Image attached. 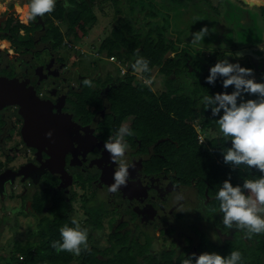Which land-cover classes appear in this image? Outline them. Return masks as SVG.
Segmentation results:
<instances>
[{"label": "flooded vegetation", "instance_id": "obj_1", "mask_svg": "<svg viewBox=\"0 0 264 264\" xmlns=\"http://www.w3.org/2000/svg\"><path fill=\"white\" fill-rule=\"evenodd\" d=\"M27 2L0 0V201L12 199L10 215L36 226L34 231L45 220V234L53 230L59 237V229L76 219L87 229V243L100 252L134 243L143 255H165L174 263L177 257L206 252L199 249L201 241L222 245L243 238L252 246L253 234L222 224L219 204L207 187L201 188L207 182L176 170L175 147L164 143L168 136L154 139L137 129L131 113L118 119L109 92L123 78L108 74L101 80L85 73L92 59L83 63L76 49L87 51L64 32L67 21L53 13L58 9L67 16L86 3L96 15L106 5L126 24L146 18L137 28L146 31L147 22L158 15L151 8L159 10L162 1L56 0L51 13L31 21ZM160 21L152 25L161 28ZM55 31L63 35L58 45ZM96 54L110 62L100 51ZM199 64L193 62V72ZM85 79L91 85L83 84ZM86 89L91 96L82 100ZM122 124L133 133L125 137L130 179L110 192L118 165L103 144Z\"/></svg>", "mask_w": 264, "mask_h": 264}, {"label": "trees", "instance_id": "obj_2", "mask_svg": "<svg viewBox=\"0 0 264 264\" xmlns=\"http://www.w3.org/2000/svg\"><path fill=\"white\" fill-rule=\"evenodd\" d=\"M53 13L54 17L67 21V33L75 40L83 39L96 21V15L90 11L86 3L75 10H70L67 16H62L58 9ZM147 26L146 31H140L131 24L118 20L102 40L98 50L107 56L118 54L120 57L132 59V63L137 56L146 58L150 71L143 75L151 76L152 69L160 67V71L166 77L165 83L169 91L156 96L143 83L133 85L131 83L133 77L126 75L116 83V86L111 87L109 92L117 117L121 119L131 113L135 116L134 123L137 124V129L149 131L154 139L168 136L170 140L166 139L164 143L175 147L176 170L181 174L191 175L200 183L206 181L207 184L201 188L207 187L209 194L213 195L212 201L219 204L215 199V193L225 179L230 178L233 185L242 184L243 179L258 178L260 172L254 166L249 169L244 165L233 168L230 164L224 163L222 151L231 146V140H225L221 135L203 143L198 142V133L192 124L187 123V119L197 117L201 113L204 117L200 122L201 129L218 128L215 123L218 116L213 117L211 108L204 105L200 98L224 90L222 82L219 81V77L214 86L207 84L206 81L202 82L198 85L203 91L199 96L196 95L197 89H200L197 86L186 90L181 83L174 84L173 77L181 74L186 68L187 59L165 58L166 54L177 46L176 41L166 36L167 34L163 32L164 26L159 28L158 25H152L151 21L147 22ZM55 33L58 45L62 42L63 35L58 31ZM212 61L209 66L215 64ZM88 91L86 89L83 93L82 100L90 98L91 94ZM198 105L201 108L200 112H197ZM38 227H40L37 229L38 237L34 240L27 239L13 245V252L6 264H69L74 260L75 256L72 253L52 246L54 241H60L56 231L52 230L45 236V225L39 224ZM253 236L255 237H252V246L246 245L241 238L236 242L227 241L222 245L201 241L199 249L206 252L215 251L221 255L239 250L243 264H264V233H253ZM87 245L86 249L82 246L80 254L76 256L78 264H178L184 260L177 257L174 263L172 258L165 255L160 258L153 254L143 255L144 253L134 243L122 248H116L114 245L113 250L107 248L106 252L94 249L89 243Z\"/></svg>", "mask_w": 264, "mask_h": 264}, {"label": "rangeland", "instance_id": "obj_3", "mask_svg": "<svg viewBox=\"0 0 264 264\" xmlns=\"http://www.w3.org/2000/svg\"><path fill=\"white\" fill-rule=\"evenodd\" d=\"M161 1L162 4L161 7L159 5V10L154 7L151 8L152 11L158 12L157 17L151 19L152 23L155 20L158 23V20L161 19L160 24L164 26L163 31L167 30L168 27V32L169 30L174 32L172 34L166 33V36L168 38L173 37V39L178 38L177 43L182 44L184 42L186 50L189 47L193 51L188 48V52L183 49L184 44H177L173 51L166 54L165 58L187 59L186 70L183 69L181 74L173 77L174 84L179 82L183 87L185 86L186 90L195 86L199 87L198 85L205 82V76L208 74L210 67L208 60H213L216 63L217 60L224 58L228 59L229 62H238L241 66L252 69L251 76L257 82H264V50L261 49V46H264V11L259 8L260 5H263L264 8L263 0H220V3L210 2V0ZM107 4L110 5V2ZM103 6L105 7L104 10L99 7L100 9L96 11V21L90 27L87 35L78 41V44L87 51L85 54L76 49L78 56L82 57L83 63L88 64L89 59H92L90 61L92 65L87 67L85 73H90L93 76L97 75L101 80L106 79L108 74L123 79L126 75H131L133 85L143 83L141 79H138L134 70L131 69L132 59L114 54L108 63L103 58L96 56V49L99 48L100 43L109 34L111 27L115 25L118 19L116 16L114 18L106 5ZM145 21H147L146 18H142L140 22L135 24L134 19L135 25H131L134 28H140L139 25L144 24ZM202 27L208 29L207 34L201 41L193 43L192 33ZM64 30L66 33V28ZM67 40L76 43L68 37ZM63 47H66V45ZM71 52L75 53L74 51ZM94 59L97 61H94ZM195 61L200 62V65L193 72V62ZM93 63L95 64L93 65ZM122 68L125 69L123 74H121ZM159 68L154 67L150 76L153 77L152 87L155 88L153 93L156 96L169 91L165 83L166 77ZM72 72L74 73V71ZM219 81L222 82V78L219 77ZM197 90V96L203 93L201 88ZM232 90L233 86L230 85L226 91L231 92ZM255 98V94H244V99ZM196 108L197 112L201 111L199 105ZM203 119L201 113L197 117L192 116L187 119V122L196 128L200 142L203 143L221 135L218 128L201 129L200 122ZM12 205L11 198L4 203L0 201V264H6L13 252L14 244L25 242L27 239L34 240L35 237H38L37 230L34 231L36 226L31 228L28 221L18 222L14 216L10 215ZM40 223L45 225V220ZM38 228L40 227L37 226ZM45 236H48V234H45ZM218 244L219 241L217 240L214 245ZM157 249H160V246L153 248V250ZM74 256V260L69 264H78L77 255Z\"/></svg>", "mask_w": 264, "mask_h": 264}, {"label": "clouds", "instance_id": "obj_4", "mask_svg": "<svg viewBox=\"0 0 264 264\" xmlns=\"http://www.w3.org/2000/svg\"><path fill=\"white\" fill-rule=\"evenodd\" d=\"M55 5L56 0H28L26 19L31 21L37 16L51 13ZM207 32L208 29L202 27L192 33V42L201 41ZM261 49L264 50V46ZM131 67L138 79L150 91H155L152 87L153 77L143 75L150 71L149 61L137 56ZM124 71L122 68L121 74ZM251 73L252 69L238 62L232 63L226 58L217 60L209 67L205 81L214 86L217 78H222L224 91L200 98L204 105L211 108V115L218 116L215 123L221 136L231 140V146L222 151L223 162L233 168L244 165L249 169L254 166L260 172L258 178L243 179L242 184L233 185L230 178L225 179L215 193L222 213V224L229 229L246 230V235L264 233V82H257ZM82 83L91 85L88 79ZM230 85L233 90L226 91ZM245 93L255 94L256 98L244 99ZM132 134V130L122 124L103 144L110 160L118 165L112 174L113 183L108 188L110 192L117 191L129 182L132 165L124 159L128 149L125 137ZM71 224L73 226L64 225L59 229L60 241H54L52 246L78 256L82 246L85 249L88 247L87 229L82 228L76 219H72ZM182 264H243V261L239 250L227 255L213 251L199 255L192 253Z\"/></svg>", "mask_w": 264, "mask_h": 264}, {"label": "crops", "instance_id": "obj_5", "mask_svg": "<svg viewBox=\"0 0 264 264\" xmlns=\"http://www.w3.org/2000/svg\"><path fill=\"white\" fill-rule=\"evenodd\" d=\"M162 26V25H161ZM167 29H168V27H167ZM169 32H170V34H172V33H174L172 30H169ZM184 44V42H182V45ZM186 46V45H185ZM97 51H99L98 49H96V52ZM101 54H103V52H100ZM104 56H106V57H110V56H107V55H105V54H103Z\"/></svg>", "mask_w": 264, "mask_h": 264}, {"label": "built area", "instance_id": "obj_6", "mask_svg": "<svg viewBox=\"0 0 264 264\" xmlns=\"http://www.w3.org/2000/svg\"><path fill=\"white\" fill-rule=\"evenodd\" d=\"M111 59V56L109 57V60ZM198 140H199V136H198ZM200 141V140H199Z\"/></svg>", "mask_w": 264, "mask_h": 264}]
</instances>
